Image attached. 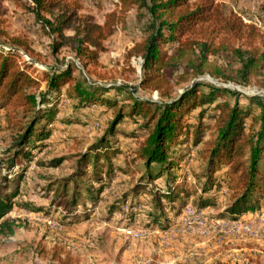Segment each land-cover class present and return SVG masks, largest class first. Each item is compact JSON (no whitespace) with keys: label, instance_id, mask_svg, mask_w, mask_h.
Returning a JSON list of instances; mask_svg holds the SVG:
<instances>
[{"label":"trees","instance_id":"trees-1","mask_svg":"<svg viewBox=\"0 0 264 264\" xmlns=\"http://www.w3.org/2000/svg\"><path fill=\"white\" fill-rule=\"evenodd\" d=\"M118 2L119 12H109L102 23L80 14L78 0H30V9L47 33L56 36L53 52L66 47L91 65L97 64L104 40L113 34L122 15L131 6L145 9L143 36L129 50V55L142 60V72L132 92L89 83L75 76L71 65L50 66L39 77L33 76V63L21 58L33 53L28 43L0 31V37L8 43H0V109L17 113L21 122L16 123L17 132L0 158V171L5 172L0 176L4 191L0 192L1 236L12 235L18 227L16 220L6 215L13 206L26 204H15L12 198L18 194L25 166L30 162L44 165L35 156L48 144L56 122L80 123L81 113L89 117L97 109L114 113L109 135L81 154L70 180H61L57 186L66 192L72 182L73 194L66 200L71 209L86 211L88 206L81 197L85 196L92 206L109 187L116 170L122 169V163L114 165L121 149L109 136L125 116L135 123L141 121L139 127L145 131L133 152V160L143 164L133 193L142 189L150 197V204L144 208L146 224L164 227L168 213L178 217L194 195L197 210L217 206L218 197H224V211L232 218L264 203V97L245 95L206 80L194 81L170 96L175 72L185 67L197 73L208 70L213 75L208 57L218 53L234 57L237 83H248L253 73L264 72L263 34L238 16L224 14L214 0ZM260 9L264 13V4ZM136 89L157 92L165 99L140 98L134 95ZM61 96L71 100L72 111L58 118L60 107H64ZM127 100L131 104L124 103ZM190 140L191 147L202 144L197 153L205 162V168L194 173V184L178 173L180 163L185 165L190 159V146L180 153L181 146ZM15 169L18 172L12 180L8 174ZM122 199L119 201L124 203ZM138 202L132 198L127 204L129 211ZM70 217L71 212L65 215V219ZM74 218L79 220L78 216Z\"/></svg>","mask_w":264,"mask_h":264},{"label":"rangeland","instance_id":"rangeland-1","mask_svg":"<svg viewBox=\"0 0 264 264\" xmlns=\"http://www.w3.org/2000/svg\"><path fill=\"white\" fill-rule=\"evenodd\" d=\"M78 1V12L97 23H102L109 12L120 9L118 0ZM214 2L224 14H233L243 22L253 24L264 36V13L260 9L264 0ZM30 6V0H0V31L28 43L33 53H25L21 58L33 63V76L39 77L50 66L71 65L75 76L97 86H117L126 92L137 87L142 60L139 56L129 55V50L143 36L145 9L131 6L122 15L113 34L104 40L97 64L91 65L66 47L53 52L56 36L47 33L35 19ZM0 43L8 45L3 37H0ZM208 61L213 75L208 70L197 73L194 68L185 67L175 72L170 96L181 93L194 81L206 80L245 95L264 97L263 71L253 73L248 83L240 84L236 80L238 63L230 54L211 55ZM134 95L155 101L165 99L148 90L136 89ZM60 98L64 107H60L58 118L72 111L71 100L65 96ZM124 103L131 104V101ZM111 112L101 113L97 109L89 117L81 113L80 123L56 122L48 144L35 156L44 165L30 162L25 166L18 194L12 198L15 204L26 206L15 205L6 215L15 219L18 227L10 236L0 235V264H264V203L245 212L247 217L242 214L232 218L224 211L227 204L224 197H218L217 206L197 210L193 204L196 201L194 195L182 207L178 217L168 213V224L164 227L145 223L144 208L150 204V197L142 189L133 193L143 168L140 160H133V152L145 131L139 127L141 121L135 123L127 116L109 136L121 149L114 165L117 167L122 163V169L116 170L109 187L92 206L89 207L90 202L85 196L81 197L88 206L86 211L80 207L71 209L66 200L73 194L72 182L68 183L66 192L57 188L58 183L64 179L69 181L79 156L88 152L99 138L109 135V124L114 116ZM16 123L21 124L17 113L0 109V158L17 132ZM189 146L191 140L181 146L180 153ZM191 148L190 159L185 165L180 163L178 173L186 178V182L194 184V173L203 170L205 162L197 153L202 144ZM17 172V169L12 170L8 177L15 179ZM3 174L5 172L0 171V176ZM1 186L0 178V192L3 193ZM11 186L9 184V188ZM132 198L139 202L129 211L127 204ZM113 204L115 206L110 210ZM69 212L71 217L65 219ZM226 222L251 224L254 233L242 229L231 231L227 228L229 225H223Z\"/></svg>","mask_w":264,"mask_h":264},{"label":"built area","instance_id":"built-area-1","mask_svg":"<svg viewBox=\"0 0 264 264\" xmlns=\"http://www.w3.org/2000/svg\"><path fill=\"white\" fill-rule=\"evenodd\" d=\"M223 225H226V226L229 225L227 228L231 229V231L232 230L239 231L240 229H242L245 232H248V233H251V234L254 233L253 230H252V228H254V226L251 225V224H241V225L238 224V225H236V224H233V223L230 224V223L226 222Z\"/></svg>","mask_w":264,"mask_h":264},{"label":"crops","instance_id":"crops-1","mask_svg":"<svg viewBox=\"0 0 264 264\" xmlns=\"http://www.w3.org/2000/svg\"><path fill=\"white\" fill-rule=\"evenodd\" d=\"M246 215H248V214H243L242 216H243V217H247Z\"/></svg>","mask_w":264,"mask_h":264}]
</instances>
